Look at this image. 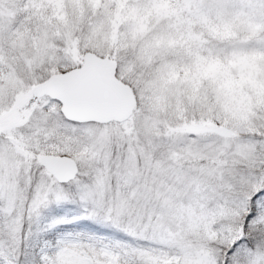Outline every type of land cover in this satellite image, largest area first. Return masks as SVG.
Wrapping results in <instances>:
<instances>
[{"label": "snow or ice", "instance_id": "obj_1", "mask_svg": "<svg viewBox=\"0 0 264 264\" xmlns=\"http://www.w3.org/2000/svg\"><path fill=\"white\" fill-rule=\"evenodd\" d=\"M0 264H264V0H0Z\"/></svg>", "mask_w": 264, "mask_h": 264}]
</instances>
